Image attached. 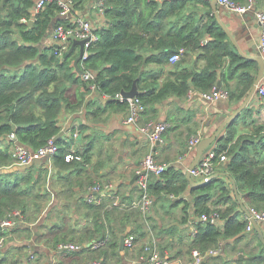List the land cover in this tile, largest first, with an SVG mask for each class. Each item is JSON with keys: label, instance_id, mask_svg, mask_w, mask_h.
I'll return each mask as SVG.
<instances>
[{"label": "trees", "instance_id": "trees-1", "mask_svg": "<svg viewBox=\"0 0 264 264\" xmlns=\"http://www.w3.org/2000/svg\"><path fill=\"white\" fill-rule=\"evenodd\" d=\"M71 1L72 14L78 16L98 0ZM36 2L0 0V170L14 165L12 148L16 144L36 151L50 139L58 138L62 131L59 123L62 113L79 111L92 86L101 94L116 99L123 108H128L117 95L130 91L136 83L147 112L155 103L171 96L185 97L192 89L211 91L219 81L221 87L229 91L231 102L242 103L256 79L258 63L243 57L229 42L226 32L211 15V0H105L106 26L97 30L99 40L88 48V58L79 62L84 74L89 71L95 73L94 79L89 80L76 70L74 52L65 57L72 40L66 45L44 44L56 26L68 28L71 20L60 15L61 7L57 2L48 3L39 11L35 10ZM199 3L206 8L203 15ZM66 48L69 49L66 51ZM181 49L185 50L186 57L196 55L197 60H205V66L186 67L178 62L170 70L175 77L160 82L161 71L169 63L170 56ZM150 64L161 67V71L148 69ZM75 87L78 92L73 100ZM252 114L253 111L246 108L225 129L226 133L221 135L215 149L218 156L226 153L225 169L250 206L264 209V163L260 161L258 151L261 145L264 146V125L254 126L249 134H238L237 129L238 122ZM56 143L59 150L53 158L54 165L72 167L82 176L77 182L70 183L72 192L75 185L88 192L90 186L100 183L88 173L85 162L65 160L69 142L59 137ZM47 177L46 169L41 170L39 177L33 171L0 173V222L15 211H20L26 221L38 220L44 201L48 203L51 196L45 188ZM189 184L182 171L170 166L159 179L149 184V190L157 198L170 194L180 197ZM192 195L198 231L189 246L191 255L194 249L205 254L209 249L220 246L222 239L243 236L247 220L240 219L238 202L225 180L217 177L194 187ZM121 197L123 204L127 196ZM179 203H184L186 216L183 221L187 222L192 205L184 198ZM84 205L85 214H93L96 224L95 229L89 230L84 237L98 235L99 239L108 238L107 245L93 258L102 259L104 263L115 259L119 263L120 235L129 228L131 233L138 234L136 240L145 235L139 222L141 218L148 217L139 209L121 208L110 198H103L100 204L85 200ZM212 212L219 213L224 225L199 220L202 214ZM56 226L63 227L62 222H57ZM4 234L6 232L0 228V237ZM86 250L90 249L82 251ZM263 251L255 259L239 261L262 264ZM9 253L5 252L0 258V264L8 263Z\"/></svg>", "mask_w": 264, "mask_h": 264}, {"label": "crops", "instance_id": "crops-1", "mask_svg": "<svg viewBox=\"0 0 264 264\" xmlns=\"http://www.w3.org/2000/svg\"><path fill=\"white\" fill-rule=\"evenodd\" d=\"M199 7L204 11L201 12V15L205 14L204 4L199 3ZM256 7L264 11V0H256ZM90 10L88 5L81 14L85 18L91 17L94 22V16ZM211 15L217 19L213 10ZM217 15L245 55H261L262 28L252 13L240 14L218 4ZM51 35L52 32L46 37L44 44H51ZM229 42L237 50L233 41ZM73 52L77 57L80 54V46L75 47ZM227 61L229 63L230 60L227 59ZM176 64L178 62L171 63L169 61L163 71L156 64H150L148 69L161 71L160 82H163L165 79L175 77V74H171L170 70ZM179 64L186 67H203L206 62L203 59L197 60L196 55H191V57L184 56ZM79 90L84 92L83 89ZM77 92L78 88H73V100L76 99ZM200 93L195 90L192 94L189 92L185 97L171 96L155 103L150 109L148 108L138 122L127 123V107L123 108L119 102L115 101L116 99L101 94L92 86L86 94L84 106L79 111H64L62 113L59 119L62 128L59 137H62L64 142H69V149L72 148L82 155L83 160L78 162L86 163L88 173L96 181H100V183L111 181L120 197L127 196L126 202L121 203V208L137 209L135 203L140 199V191L135 183V171L142 158L150 152L155 153L160 162L167 166H174L186 175L196 157L197 148V146H189V140L199 133L203 135V138L214 134L221 123L241 104L226 99L210 103L204 100ZM247 108L251 109L253 114L238 122V134H249L253 131L254 126L264 125V100L259 101L254 97ZM155 121H165L168 124V129L164 133V141L159 144H154L151 141L149 130L145 131V127ZM223 133L225 134L226 131ZM122 142L125 144L123 154H121ZM218 145L219 141L213 143L209 149H215ZM258 151L260 152L259 159L264 163V146L261 145ZM53 158H45L42 164L34 163L24 169H17L15 164L12 167L1 169V173L12 174H25L28 171H33L36 177L40 176L42 169L48 170L45 188L51 195L48 203L44 201L39 219L35 222L26 221L21 214V222L16 227L11 229L0 227L1 231L6 232L2 235L5 245L0 248V258L9 251L7 264H89L97 260L93 256L97 255L100 249L72 251L60 250L58 247L64 241L89 244L91 241L100 239L98 235L84 237V234L89 230L95 229L96 224L93 214L89 216L85 214L86 189L82 190L75 185L72 192L70 187L71 182H77L82 176L75 173V169L72 167L55 166ZM225 166L226 162L218 164L215 173H222L219 177L232 188V195L236 200L229 177L223 175L229 173ZM159 178L153 177L150 183ZM202 179L204 178H195L196 181ZM239 194L244 205L250 208L245 195L240 191ZM152 196L154 198L152 212L145 216L148 218H141L139 222L145 235L136 240L134 248L125 249L124 252L120 251L119 263L115 259H111L105 263L102 261L103 264H152L145 251L146 246L156 249L163 257L179 260L186 264L191 262L193 257L189 252V246L192 239L187 236L186 230L188 224L196 216L190 184L180 197L171 194L161 198H157L154 194ZM182 198L192 205L188 210L189 221L187 222L183 221L186 216L184 203H179ZM211 205L214 206L213 203ZM238 205L240 219L246 220V213L239 203ZM57 222H62V226L65 225L56 228ZM258 223L264 234V223ZM222 225L224 222L220 220V226ZM168 229L172 230L161 232V230ZM135 235L138 236V234ZM220 245L221 252L218 255L209 256L208 260L203 261L202 264H248L244 261L249 258L255 259L264 250V244L255 227L253 231L245 229L242 237L234 236L222 239ZM75 253L79 254L74 256ZM262 253L264 254V251ZM240 259H244V261L241 262Z\"/></svg>", "mask_w": 264, "mask_h": 264}, {"label": "built area", "instance_id": "built-area-1", "mask_svg": "<svg viewBox=\"0 0 264 264\" xmlns=\"http://www.w3.org/2000/svg\"><path fill=\"white\" fill-rule=\"evenodd\" d=\"M51 2H57L61 7L60 15L69 18L71 20V26L66 28L64 25L56 26L51 35V44L56 45H66L72 38L79 40H85V52L82 61L87 59L89 56L88 48L95 42L99 40L98 29L106 26L105 17V0L94 1L90 4V13L94 16V22L90 18H85L82 14L79 16H73L72 14V1L71 0H37L35 10L39 11L43 9L46 4ZM220 6L226 7L229 10L240 14L252 13L256 18L257 22L262 28V40L260 45L261 54L264 56V11L256 7V0H248L247 3L241 4L233 0H218ZM27 21V20H25ZM207 40H205V43ZM185 50L181 49L179 52L174 53L170 56L169 61L171 63L179 62L184 57ZM86 80L94 79V72H87L84 74ZM190 94L195 92V90H190ZM204 100L210 103H214L220 99L229 100L230 93L227 89L223 87L215 86L211 91L200 93ZM259 101L264 100V79L258 84L256 93L254 95ZM117 98L128 106V116L126 119L127 123H136L146 111V105L139 97V95L134 97H124L121 94L117 95ZM168 129V124L165 121H155L150 122L146 127L145 131H150V138L154 144H159L164 141V133ZM13 138L14 135H11ZM203 139L202 134H197L189 140V146H197L198 143ZM59 150V146L55 139H50L48 143L41 147L40 149L33 151L26 146L16 144L12 148V156L14 164L17 166H26L34 162L37 159H45L54 157ZM216 158L217 161L215 160ZM65 160L67 162L82 161L83 157L81 154L77 153L74 149L70 148L65 154ZM228 157L226 153L217 155L216 149H208L202 158L200 159L197 166L191 170L193 178H206L216 171V166L222 162H227ZM167 164L160 162L155 153L146 154L140 164L138 165L136 173V185L140 191V199L137 201L136 208L139 209L144 216H148L152 212L154 205V198L149 190V184L153 177H161L162 174L167 170ZM87 201L89 203L100 204L103 198H110L114 201V205H121V197L116 193L114 184L111 181L104 183H98L90 186L87 192ZM21 213L20 211H15L13 215L8 218L3 219L0 222V227L2 229H11L16 227L20 222ZM200 221L207 222L210 221L214 224H220V215L218 212H212L211 214H202L199 217ZM247 220V231L254 230L253 222H263L264 223V209H257L251 206L248 208V213H246ZM197 227L193 221L188 224V229L186 230L187 236L192 240L197 234ZM108 243V238H103L100 240L92 241L87 244H75V243H61L58 247L60 250H72V251H82L85 248L90 250H99L105 247ZM4 238H0V248L4 247ZM136 246V235L134 233H129L125 239V249H132ZM145 251L150 257L152 264H186L179 260H173L169 257H163L159 251L156 249L146 246ZM221 252V245L217 248L209 249L205 254H202L199 250L194 249L192 252L193 259L189 264H202L206 257L218 255ZM89 264H103L102 260H95Z\"/></svg>", "mask_w": 264, "mask_h": 264}, {"label": "water", "instance_id": "water-1", "mask_svg": "<svg viewBox=\"0 0 264 264\" xmlns=\"http://www.w3.org/2000/svg\"><path fill=\"white\" fill-rule=\"evenodd\" d=\"M211 5L213 8V11L216 14V18H217V22L219 23V25L224 29V31L226 32L227 36H228V40L230 39L231 41H233V43L236 45L233 36L231 35V33L228 31L227 27L221 22V20L219 19L218 15H217V9H218V0H211ZM33 23V21H31V24ZM229 40V41H230ZM73 44L69 50V52H67L65 54V57H67L71 52L74 51L75 47L80 46V54L76 57V59L74 60V66L76 68V70L79 72V74L83 75L84 72L82 70H80L79 67V62L82 61V58L84 56V52H85V40H79L76 38H72ZM238 52L245 58L254 60L258 63V73L256 76V79L254 81V84L251 88V90L249 91L248 95L246 96V98L243 100V102L238 106V108L226 119L224 120L221 125L218 127V129L214 132V134H212L209 137H205L203 138L197 145L196 148V157L193 161V163L191 164V166L189 167L187 174H186V178L188 179L189 183H190V187L194 188V187H199L201 185H204L210 181H212L213 179L219 177L220 175H222V173H214L204 179H202L201 181H196L195 178L192 177L191 174V170H193L197 164L199 163L200 159L202 158V156L204 155V153L211 147V145L215 142H218V140L220 139L221 135L223 134V132L225 131V129L232 124V122L241 115V113L248 107V105L250 104V102L252 101V99L254 98V95L256 93L257 90V86L258 84L264 79V56L261 55H256V56H248L245 55L240 48H238V46L236 45ZM222 83L221 81L218 82V87H221ZM141 91L138 89L137 84L134 83L133 88L130 91H122V95L124 97H134L137 95H140ZM59 138V137H58ZM56 138V139H58ZM55 139V141H56ZM124 142H122L121 144V154L124 153ZM48 159V158H47ZM120 159H122V157L120 156ZM44 161V159H37L34 160L33 163L26 165V166H17V169H24L29 167L32 164H42V162ZM1 173V170H0ZM223 175H227L231 181V184L233 186V190H234V194L236 197V200L238 201V203L241 205L243 211L245 213H248V208L244 205L243 201H242V197L239 194L238 188L236 186V182L235 180L228 174V173H224ZM136 179V178H135ZM254 227L256 229V231L259 234V237L261 239V241L264 244V234L261 230V227L259 225L258 222L254 221L253 222ZM131 232V228H129L125 233L121 234L120 236V243H119V248L120 251L124 252L125 251V239L126 236Z\"/></svg>", "mask_w": 264, "mask_h": 264}, {"label": "rangeland", "instance_id": "rangeland-1", "mask_svg": "<svg viewBox=\"0 0 264 264\" xmlns=\"http://www.w3.org/2000/svg\"><path fill=\"white\" fill-rule=\"evenodd\" d=\"M102 182H104V181H102ZM98 260V259H97Z\"/></svg>", "mask_w": 264, "mask_h": 264}]
</instances>
